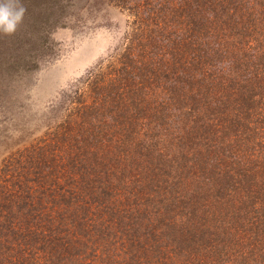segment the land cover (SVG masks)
<instances>
[{"label": "trees", "instance_id": "obj_1", "mask_svg": "<svg viewBox=\"0 0 264 264\" xmlns=\"http://www.w3.org/2000/svg\"><path fill=\"white\" fill-rule=\"evenodd\" d=\"M112 1L124 43L1 159L0 264H264V0Z\"/></svg>", "mask_w": 264, "mask_h": 264}, {"label": "rangeland", "instance_id": "obj_2", "mask_svg": "<svg viewBox=\"0 0 264 264\" xmlns=\"http://www.w3.org/2000/svg\"><path fill=\"white\" fill-rule=\"evenodd\" d=\"M21 3L20 25L0 33V162L58 123L79 81L121 47L130 23L112 0ZM167 204L154 202V208Z\"/></svg>", "mask_w": 264, "mask_h": 264}, {"label": "clouds", "instance_id": "obj_3", "mask_svg": "<svg viewBox=\"0 0 264 264\" xmlns=\"http://www.w3.org/2000/svg\"><path fill=\"white\" fill-rule=\"evenodd\" d=\"M25 8L21 0H0V33L14 32L23 20Z\"/></svg>", "mask_w": 264, "mask_h": 264}]
</instances>
